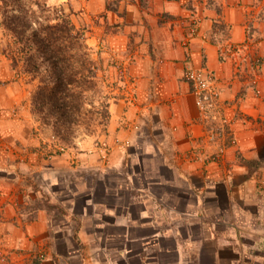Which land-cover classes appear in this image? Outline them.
Listing matches in <instances>:
<instances>
[{"label": "crops", "instance_id": "0c3cea01", "mask_svg": "<svg viewBox=\"0 0 264 264\" xmlns=\"http://www.w3.org/2000/svg\"><path fill=\"white\" fill-rule=\"evenodd\" d=\"M120 12L134 96L116 91L107 143L43 157L0 88V264H235L264 243V0ZM189 65L216 78L205 109Z\"/></svg>", "mask_w": 264, "mask_h": 264}, {"label": "trees", "instance_id": "16d2710c", "mask_svg": "<svg viewBox=\"0 0 264 264\" xmlns=\"http://www.w3.org/2000/svg\"><path fill=\"white\" fill-rule=\"evenodd\" d=\"M43 1L0 0L1 26L10 39V59L15 60L8 51L20 47L26 52L24 72L39 78L31 95L32 113L52 131L62 148L55 153L61 154L74 147L79 136L93 133L98 119L110 120V100L105 107L101 104L105 112L96 107L103 61L100 53L94 57L85 28H77L63 10L55 22L40 19L38 11L51 12Z\"/></svg>", "mask_w": 264, "mask_h": 264}, {"label": "rangeland", "instance_id": "374dc122", "mask_svg": "<svg viewBox=\"0 0 264 264\" xmlns=\"http://www.w3.org/2000/svg\"><path fill=\"white\" fill-rule=\"evenodd\" d=\"M32 1L44 2L43 0ZM46 1L48 6L51 7V12L38 11L37 16L40 19H50L55 22L57 15L61 14L60 10H63L64 14L70 18L77 28H85L87 44L94 52L95 58L98 57L97 53L101 51L104 71L99 74V89L95 94L96 107L101 112H105L106 108L103 110L102 105L105 107L109 100L111 102L112 97L116 96V91L117 94L128 95L130 98L132 95L134 96L135 77H133L130 70L129 51L123 49L124 44L127 43L130 46V42L127 39L115 38V35L122 28L120 24H117V21L121 20L118 17L122 14L120 12L122 0ZM55 11H58V14ZM1 22L2 15L0 13V88L11 83L14 93L19 95V99H21L19 104L12 103L11 115H14L12 118L16 117V121L27 127L28 130L23 132L26 140L33 136L38 140V143H40L38 147H41L42 153H45L43 157L48 156L49 151L56 154L55 149L59 144L58 141L53 137L52 131L43 127L38 117L32 113L31 95L39 84V78H34L24 72L23 59L26 57V52L22 51L20 47H13L11 51H8L12 58L19 60V63L10 59L6 52L10 39L7 32L2 28ZM194 26V23L189 25L191 34L196 32V30L192 31ZM119 48L121 51L118 50ZM91 96H94V94H91ZM95 115L98 117L97 114ZM103 123L105 122L98 119L93 133L79 136L74 147H69L66 150L76 153L82 145H85V149L88 151L107 143L108 135L106 136V131L109 120L105 124ZM43 201L49 204L52 201L55 202L48 195ZM263 234L262 230L252 233L255 238H262L264 237ZM237 249V255L241 258L235 264H264V243L259 245L246 244L238 246Z\"/></svg>", "mask_w": 264, "mask_h": 264}, {"label": "built area", "instance_id": "2783aa9c", "mask_svg": "<svg viewBox=\"0 0 264 264\" xmlns=\"http://www.w3.org/2000/svg\"><path fill=\"white\" fill-rule=\"evenodd\" d=\"M195 26L192 31L195 30ZM187 79L196 95L197 106L201 109H205L207 107V103L211 99V96L217 94L215 86L216 78L214 73L204 68H197L194 65H189L187 70ZM56 150L61 151L62 148L57 146L55 151Z\"/></svg>", "mask_w": 264, "mask_h": 264}]
</instances>
